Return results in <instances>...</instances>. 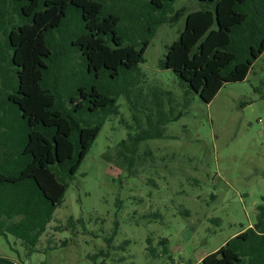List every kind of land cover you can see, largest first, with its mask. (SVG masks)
I'll use <instances>...</instances> for the list:
<instances>
[{
    "label": "rangeland",
    "instance_id": "rangeland-1",
    "mask_svg": "<svg viewBox=\"0 0 264 264\" xmlns=\"http://www.w3.org/2000/svg\"><path fill=\"white\" fill-rule=\"evenodd\" d=\"M102 1L121 17L124 44L138 41V30L151 13L149 0ZM201 5L200 0L168 2L169 14L150 40L144 61L116 81H99L101 88L123 90L116 99L118 114L105 119L67 182L39 251L26 256L20 241L0 235V256L23 264H201L254 223L264 196V52L243 81L224 84L209 104L160 66L186 15ZM63 30L50 43L51 83L60 79L58 94L70 108L67 98L86 77L83 59L70 44L83 31L77 11ZM166 94L175 100L177 117L167 123L163 138L140 144L134 173L126 175L116 163L106 162L103 155L113 154L126 138V125L132 124L130 102L153 106ZM161 239L168 240L167 254Z\"/></svg>",
    "mask_w": 264,
    "mask_h": 264
},
{
    "label": "trees",
    "instance_id": "trees-1",
    "mask_svg": "<svg viewBox=\"0 0 264 264\" xmlns=\"http://www.w3.org/2000/svg\"><path fill=\"white\" fill-rule=\"evenodd\" d=\"M172 1L149 0L151 13L138 30L139 40L125 45L121 17L106 10L102 0H0V235L20 241L26 256L39 251L67 182L105 119L118 114L116 99L123 90L101 88L99 81H116L137 69ZM200 2L186 15L160 66L209 104L224 84L243 81L264 52V0ZM72 11L79 13L83 31L70 44L83 59L86 77L67 98L71 107L66 108L56 87L60 79L51 83L50 43L54 34L63 36ZM166 96L148 107L130 102L132 124L126 125V138L113 154L103 155L106 162L116 163L126 175L134 173L140 144L163 138L165 126L177 117L174 98ZM261 201L254 223L201 264H264V196ZM167 243L159 241L164 254ZM0 264L23 263L0 256Z\"/></svg>",
    "mask_w": 264,
    "mask_h": 264
}]
</instances>
